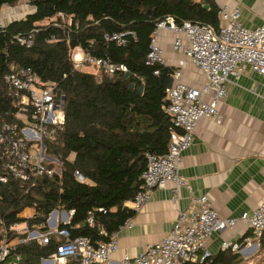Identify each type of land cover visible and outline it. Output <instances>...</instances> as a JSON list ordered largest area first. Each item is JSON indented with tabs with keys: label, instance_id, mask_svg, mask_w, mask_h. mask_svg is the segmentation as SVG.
Wrapping results in <instances>:
<instances>
[{
	"label": "trees",
	"instance_id": "trees-1",
	"mask_svg": "<svg viewBox=\"0 0 264 264\" xmlns=\"http://www.w3.org/2000/svg\"><path fill=\"white\" fill-rule=\"evenodd\" d=\"M17 1L0 0V11ZM26 1L32 10L0 28V114L10 113L14 106L4 84L5 74L29 67L43 82L54 84L64 98L65 123L55 140L48 143V151L59 155L62 166L60 175L38 177L28 189L12 176L6 183L0 182V216L9 223L20 219L16 213L21 209L34 206L35 214L30 218L34 224L44 221L53 208L74 209L71 236L86 235L93 243L105 240L98 226L112 232L133 216L135 212L123 203L140 189L145 153L165 154L173 130L170 117L162 110L173 67L169 66L160 85L164 66L145 61L151 32L167 15L177 23L191 21L216 28L218 4L215 0ZM63 17L70 22H63ZM126 30L135 37L128 35L124 45L105 39V34ZM29 34V45L17 39ZM75 47L91 56L122 63L127 71L108 76L76 69L71 59ZM71 152L74 158L68 160ZM75 170L86 180L78 181ZM89 211L94 214L93 227L85 221ZM12 235L10 232L8 237ZM58 241L60 238H55L46 246L28 242L18 245L16 251L23 255V264H39ZM260 247L264 249V232ZM210 257L201 263L180 264L242 261L240 253L229 250Z\"/></svg>",
	"mask_w": 264,
	"mask_h": 264
},
{
	"label": "built area",
	"instance_id": "built-area-1",
	"mask_svg": "<svg viewBox=\"0 0 264 264\" xmlns=\"http://www.w3.org/2000/svg\"><path fill=\"white\" fill-rule=\"evenodd\" d=\"M218 26L182 21L175 22L167 15L156 22L151 32L145 61L149 65L168 64L165 40L176 54L170 73V83L165 87L162 110L170 117V133L165 154L146 152V167L140 174V189L132 199L123 203L134 212L147 203L157 187L171 183L172 199L178 198L181 187L190 191V203L180 210L171 230L156 242L147 244L135 255L123 254L118 259L112 255L119 249L117 232L132 227L127 218L118 229L108 232L98 226V232L107 239L93 243L86 235L71 236V218L74 209L53 208L45 220L30 223L35 214L34 206H26L16 213L19 220L6 223L0 216V264H23V255L17 252L20 244L36 242L40 246L52 243L55 249L41 257L39 264H180L202 262L211 256L206 241L212 234L233 228L241 220L249 234L235 240H223L222 251L229 250L249 256L259 249L264 232V198L253 210L244 211L237 218H224L212 207L208 196L194 195L188 181L179 174L183 152L191 145L193 134L202 119L220 120L218 104L227 94V85L236 80L249 67L264 77V25L245 26L241 21L239 3L218 5ZM3 20L0 18V28ZM132 31L105 34V39L124 45ZM30 44L27 38L17 37ZM74 68L82 70L91 66L105 75L126 72L124 64L112 63L108 58L91 56L80 47L71 51ZM193 65L201 78L191 84L183 78V68ZM157 73V72H156ZM8 95L14 100L10 113L0 114V182L10 176L20 180L26 189L38 177L60 175L62 160L48 151V143L64 127V98L55 85L43 82L29 67H21L4 75ZM75 153L68 155V160ZM74 177L85 181L78 170ZM98 211H104L98 207ZM94 226V214L85 218ZM13 233L8 237L9 233ZM264 264V263H262Z\"/></svg>",
	"mask_w": 264,
	"mask_h": 264
},
{
	"label": "crops",
	"instance_id": "crops-1",
	"mask_svg": "<svg viewBox=\"0 0 264 264\" xmlns=\"http://www.w3.org/2000/svg\"><path fill=\"white\" fill-rule=\"evenodd\" d=\"M217 4L239 3L245 26L264 25V0H215ZM169 65L176 54L165 40ZM183 78L197 84L201 78L193 65L183 68ZM220 120L202 119L194 131L191 145L183 152L179 174L194 195L208 196L224 218H237L251 211L264 198V77L245 68L238 79L227 85V94L218 104ZM171 183L154 189L150 200L131 217L132 227L117 232L119 249L113 259L123 254L135 255L156 242L172 228L180 210L190 203V191L178 189L172 199ZM249 234L241 220L233 228L211 235L206 241L211 257L223 240H235ZM210 257V258H211Z\"/></svg>",
	"mask_w": 264,
	"mask_h": 264
},
{
	"label": "rangeland",
	"instance_id": "rangeland-1",
	"mask_svg": "<svg viewBox=\"0 0 264 264\" xmlns=\"http://www.w3.org/2000/svg\"><path fill=\"white\" fill-rule=\"evenodd\" d=\"M32 10V6L26 0H18L14 6H3L0 11V18L3 20V23H7L11 20L21 18L28 11ZM55 20L56 18H52ZM62 21L69 23V18H62ZM81 71L91 72V73H100L98 70L92 68L91 66L84 67ZM102 73V72H101ZM242 258L239 264H262L264 263V249L260 247L256 252L252 253L249 256H244L240 253Z\"/></svg>",
	"mask_w": 264,
	"mask_h": 264
},
{
	"label": "water",
	"instance_id": "water-1",
	"mask_svg": "<svg viewBox=\"0 0 264 264\" xmlns=\"http://www.w3.org/2000/svg\"><path fill=\"white\" fill-rule=\"evenodd\" d=\"M168 73H169V66L168 65H165L162 68V71H161L160 76H159L160 85H162L164 83V81L167 78ZM142 87H143L142 85L139 87V89H138L139 92L142 91Z\"/></svg>",
	"mask_w": 264,
	"mask_h": 264
}]
</instances>
